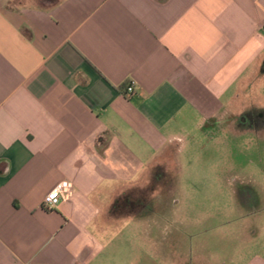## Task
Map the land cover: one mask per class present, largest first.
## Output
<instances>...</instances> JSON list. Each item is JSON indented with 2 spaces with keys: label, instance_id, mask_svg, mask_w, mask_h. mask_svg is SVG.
Listing matches in <instances>:
<instances>
[{
  "label": "crops",
  "instance_id": "0c3cea01",
  "mask_svg": "<svg viewBox=\"0 0 264 264\" xmlns=\"http://www.w3.org/2000/svg\"><path fill=\"white\" fill-rule=\"evenodd\" d=\"M263 61L264 0H0V264H264L251 180L224 227L110 211L196 135L264 137Z\"/></svg>",
  "mask_w": 264,
  "mask_h": 264
},
{
  "label": "rangeland",
  "instance_id": "374dc122",
  "mask_svg": "<svg viewBox=\"0 0 264 264\" xmlns=\"http://www.w3.org/2000/svg\"><path fill=\"white\" fill-rule=\"evenodd\" d=\"M215 135V131L196 135L183 151L168 155L156 173H166L170 184L169 198L160 199L159 207L153 210L155 217L148 214L137 221L127 220L122 226L179 227L189 228L192 233L224 227L221 226L225 221L223 215L232 210V189L237 188L229 187V184L251 180L264 188V137L242 145L244 149L237 156L229 145L230 132L219 140L221 147L216 145ZM237 163L246 168L235 171L233 168ZM152 183L150 175L144 186ZM173 201L177 203L173 204Z\"/></svg>",
  "mask_w": 264,
  "mask_h": 264
},
{
  "label": "trees",
  "instance_id": "16d2710c",
  "mask_svg": "<svg viewBox=\"0 0 264 264\" xmlns=\"http://www.w3.org/2000/svg\"><path fill=\"white\" fill-rule=\"evenodd\" d=\"M264 64V61H263ZM262 70V69H261ZM263 71V70H262ZM157 167L151 170L152 184L143 187H132L127 191L119 194L112 202L110 211L113 214L127 211L133 213L136 211H152V195H156L155 176Z\"/></svg>",
  "mask_w": 264,
  "mask_h": 264
},
{
  "label": "flooded vegetation",
  "instance_id": "af4514ba",
  "mask_svg": "<svg viewBox=\"0 0 264 264\" xmlns=\"http://www.w3.org/2000/svg\"><path fill=\"white\" fill-rule=\"evenodd\" d=\"M244 120H245V123H244L245 125L251 126L253 123L252 119L249 118L248 116L241 118V121H244ZM258 123H255V125L258 126L259 125ZM155 186L157 189V192L155 195L156 198H159L161 200L169 198L168 194L170 192V184L168 182L167 175L165 172L160 171L156 173Z\"/></svg>",
  "mask_w": 264,
  "mask_h": 264
},
{
  "label": "built area",
  "instance_id": "2783aa9c",
  "mask_svg": "<svg viewBox=\"0 0 264 264\" xmlns=\"http://www.w3.org/2000/svg\"><path fill=\"white\" fill-rule=\"evenodd\" d=\"M133 85H134L133 82H129L127 84V86L125 87L126 94L129 95L133 92ZM62 192H63L62 187H58L54 191L48 193L43 200V203H42L43 208L46 210H51L55 208L59 202V198Z\"/></svg>",
  "mask_w": 264,
  "mask_h": 264
}]
</instances>
